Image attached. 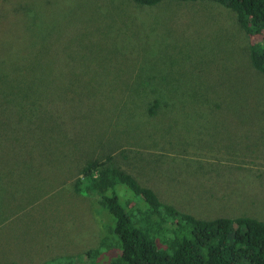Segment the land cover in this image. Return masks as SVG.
Listing matches in <instances>:
<instances>
[{"label":"rangeland","instance_id":"374dc122","mask_svg":"<svg viewBox=\"0 0 264 264\" xmlns=\"http://www.w3.org/2000/svg\"><path fill=\"white\" fill-rule=\"evenodd\" d=\"M260 39L211 0H0V72L21 73L0 104L39 93L49 111L45 128L23 120L30 143L20 112L0 116L14 173L0 178V264L117 256L113 216L73 189L108 154L179 210L264 221V74L248 52Z\"/></svg>","mask_w":264,"mask_h":264},{"label":"trees","instance_id":"16d2710c","mask_svg":"<svg viewBox=\"0 0 264 264\" xmlns=\"http://www.w3.org/2000/svg\"><path fill=\"white\" fill-rule=\"evenodd\" d=\"M133 1L151 6L163 0ZM211 1L235 11L249 37L264 36V0ZM248 52L251 65L264 74V39L249 43ZM20 74L0 72V87L16 82ZM1 96L7 98V93L0 89ZM40 96L38 93L37 98ZM18 98V103L5 99L0 104V116L7 108L14 114L20 112L15 114L18 117L15 127L30 143L31 128L23 123L34 124V129L39 124L45 128L48 107L37 98L28 100L26 95ZM10 155L3 162L0 153L1 179L12 180L14 175ZM73 189L100 197L101 204L115 220L119 248L109 264H264V221L250 216L202 218L179 210L114 164L112 154L85 161Z\"/></svg>","mask_w":264,"mask_h":264}]
</instances>
